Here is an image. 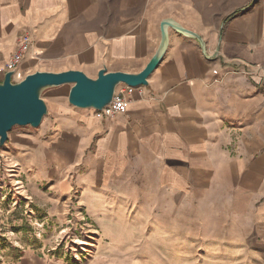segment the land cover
<instances>
[{"label": "crops", "instance_id": "1", "mask_svg": "<svg viewBox=\"0 0 264 264\" xmlns=\"http://www.w3.org/2000/svg\"><path fill=\"white\" fill-rule=\"evenodd\" d=\"M165 19L197 33L205 52L168 27L148 84L126 95L116 114L69 104L70 85H61L43 93L48 112L40 128L9 133L4 150L22 154L30 192L60 197V210L73 203L99 228L90 254L24 251L19 264H121L122 257L140 264L145 254L121 253L119 244L133 238L118 234L115 220L137 202L166 218L186 204L209 220L223 211L232 244L225 264H264V0H0V80L24 32L31 46L15 81L37 70L138 72L157 49Z\"/></svg>", "mask_w": 264, "mask_h": 264}, {"label": "rangeland", "instance_id": "2", "mask_svg": "<svg viewBox=\"0 0 264 264\" xmlns=\"http://www.w3.org/2000/svg\"><path fill=\"white\" fill-rule=\"evenodd\" d=\"M40 126L41 124L36 128H25L37 130ZM23 128L24 126H13L8 132V137L10 132ZM7 141L8 138L0 146V264H19L24 251H33L40 256L51 253L85 256L92 253L93 240L99 228L85 211L77 209L73 203L70 208L63 210L61 207L60 210L63 203L60 197L54 199L52 194H32L26 182L29 168L27 170L20 166L19 157L22 154L16 149L13 152L4 150ZM45 141L41 140V143ZM26 145L32 146L30 142ZM17 146L18 144L14 145ZM44 187L45 184L40 182V192H47ZM138 203L137 209L130 205L128 209L115 213V220L120 224L116 228L117 233L133 238L132 243L119 244L122 254L128 251L145 254L147 257L142 258L140 264H166V261L169 264H197L201 262L197 254L202 252L208 259H205L206 263L201 264H208L209 260L212 264H225L222 254L230 249L232 244L224 238L223 211L217 212L221 217L209 220L207 216L204 217V213L208 212H200L193 209V204H186L184 211H168L166 218L165 212L142 210L143 205ZM182 215L184 218L179 219ZM183 234L185 241L179 240L178 243L177 236ZM203 236L213 238L212 242H193V239ZM126 247L130 250L127 251ZM178 250L183 252L184 258L176 257ZM162 253L165 256L169 254V258L162 260ZM211 256L213 258L209 259ZM131 261L125 257L121 258V264H129Z\"/></svg>", "mask_w": 264, "mask_h": 264}, {"label": "water", "instance_id": "3", "mask_svg": "<svg viewBox=\"0 0 264 264\" xmlns=\"http://www.w3.org/2000/svg\"><path fill=\"white\" fill-rule=\"evenodd\" d=\"M172 27L194 37L204 51L202 38L195 32L170 19L160 23V42L147 64L138 72L98 70L96 77H89L82 70L68 69L59 72L34 71L18 81L12 80L14 71H6L0 80V146L8 138L13 126L38 127L48 108L43 99L46 89L70 85L68 103L82 109L101 111L109 105L120 84L146 86L148 77L160 63L168 46L167 28ZM205 52V51H204Z\"/></svg>", "mask_w": 264, "mask_h": 264}, {"label": "built area", "instance_id": "4", "mask_svg": "<svg viewBox=\"0 0 264 264\" xmlns=\"http://www.w3.org/2000/svg\"><path fill=\"white\" fill-rule=\"evenodd\" d=\"M31 38L26 32L22 33L18 38V43L14 52L9 57L5 64L6 71H14L16 67L20 64L21 60L25 54L30 50ZM13 80V76H12ZM139 86H128L126 84H120L116 87L114 96L109 105L105 106L101 111L95 110L98 115L113 116L116 114L124 105L126 100V95L133 93L135 89Z\"/></svg>", "mask_w": 264, "mask_h": 264}]
</instances>
